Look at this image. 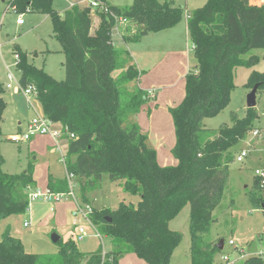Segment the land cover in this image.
Returning <instances> with one entry per match:
<instances>
[{"label":"trees","instance_id":"trees-1","mask_svg":"<svg viewBox=\"0 0 264 264\" xmlns=\"http://www.w3.org/2000/svg\"><path fill=\"white\" fill-rule=\"evenodd\" d=\"M9 6L16 14L48 15L54 38L62 46L64 81L31 64L19 45L14 53L19 56L21 85L32 86L44 115L75 135L68 142L67 171L85 180L82 195L100 188L108 174L111 182L122 183L125 192L140 199L136 206L121 203L114 211H95L92 218L105 224L102 234L124 243L126 253L147 264H170L183 240L181 233L170 229V222L189 204L192 264H215L220 243L207 244L204 235L211 231L213 212L230 180L229 165L235 161L230 149L254 130L258 112L257 108L247 109L244 118H232L233 125L222 127L214 139L209 138L214 131L204 121L229 104L236 88V70L251 69L260 62L257 56H245L264 50V5L252 6L249 0H206L203 8L191 14L188 32L197 64L195 72L185 78L182 102L169 108L176 139L172 154L177 164L164 167L148 144V136L133 121L147 105L149 94L129 88L140 79V72L132 65L130 53L112 44L116 20L96 11L101 23L91 34L93 11L87 6L75 5L63 14L55 9L54 0H12ZM110 10L136 29L133 38L123 36L126 43L173 28L183 18L181 8L159 0H134L127 8L110 6ZM115 72L121 75L114 78ZM257 84L264 90V73L253 71L246 86L252 90ZM3 94L5 88L0 83V223L27 212V190L36 185L33 165L21 174L3 171L1 123L7 107ZM48 190L71 193L67 179L51 176ZM250 199L264 215V198L252 195ZM57 245L55 255L28 254L7 228L0 240V264H119L113 253L103 256L101 249L85 254L74 241L60 240ZM240 264H264V257L249 256Z\"/></svg>","mask_w":264,"mask_h":264},{"label":"rangeland","instance_id":"rangeland-1","mask_svg":"<svg viewBox=\"0 0 264 264\" xmlns=\"http://www.w3.org/2000/svg\"><path fill=\"white\" fill-rule=\"evenodd\" d=\"M11 1L0 0V26L2 29L0 38L2 44L0 54V83L6 84L7 82V68L11 69L17 77H21V71L17 67L15 59V45H19L28 54L31 64L49 72L57 81H64L66 78L65 67L63 65L65 56L63 52L60 53V51H63L61 44L54 38L50 17L38 12H27L23 15L16 14L14 8L8 9ZM102 1L109 6L118 8H127L134 3V0ZM71 2L77 3L81 7L89 3L87 0H54V7L56 10L64 11L70 6ZM159 2L181 8L185 24L188 16L190 17L193 11L203 8L206 4V0H159ZM5 9L7 12H5ZM19 18L24 20L23 25H18L17 21ZM92 22L95 34L101 23V16L92 14ZM135 33L136 29L127 22L118 27V32L116 29L112 30V42L113 44L115 43V46L119 43V46L123 47L122 49H127L121 37L125 35L128 39H131ZM171 33L162 34V39L151 35L143 40L142 44H131L129 50L133 56L134 64L136 65L137 61L138 63L140 62V56L144 53L142 50L146 46L156 49L164 45V48L167 42L171 40ZM179 42L178 47L182 49L181 52H184L187 47L193 46L192 42L186 37H183ZM163 52L157 54L156 58H163ZM261 52L262 50H255L252 54ZM246 58H248L247 55L245 56ZM157 61L155 60V63ZM131 63L133 64V60ZM195 66H191L190 72H195ZM175 69L172 70L169 65L165 67V72L171 78L167 80H172L170 88L151 90V94L155 92L154 95L156 97L153 98L149 94L147 105L133 119V121L139 123L143 134L148 136L150 147L157 151L158 163L161 166H174L176 163L172 154L176 141L175 129L169 108L175 107L182 102V98L185 95V83H180L182 80L180 76L178 78L174 76ZM255 70L261 73L264 72V58L261 59ZM252 71L254 69H237L235 76L236 88L231 93L229 104L216 117L205 119L204 124L206 127L214 131V134L209 136L210 139H214L216 133L222 127H231L233 125L232 118L241 119L246 116L248 109L247 96L251 92V89L246 84ZM120 73L115 72L113 77L117 78L121 75ZM142 87H144V82H140V80L129 85L131 90ZM4 98L8 102V105L4 112L3 130L4 133L10 136V141L6 140L1 144V153L5 160L3 170L5 173L16 175L23 173L30 165H33L35 180L38 186L37 190H40L41 194L47 195L48 189H46V183L48 176L52 175L61 178L66 175L64 165L59 164L57 161L59 153L56 152V146L49 136H35L29 141H13L16 136L21 137L26 130L27 123L35 114L23 95H15L12 91L5 90ZM39 106L38 108H40ZM256 108L260 119L255 121L254 129L258 128L263 132L264 90L258 91ZM20 122L23 123L22 126L19 124ZM249 144L263 145L259 140H253L250 132H248L230 150L236 157L239 151ZM254 145L251 149L252 155L244 164L234 161L229 165V183L224 191L221 204L213 212L214 221L211 231L204 235V240L207 244L212 243L215 245L221 241H225V249L221 251L218 257L228 255L231 259H234L235 253L240 250H243L247 256H255L254 254L259 255L260 252H264L263 211L262 209L255 208L250 199L252 195L264 198V190L260 188L255 180V170L261 163L253 160V154L259 150L254 148ZM72 160H74V157ZM84 182L85 180L73 178L70 182L71 192L81 202L85 199L95 211H114L117 210L121 203L136 206L140 200L138 196L125 192L122 183L111 182L108 174L103 176L100 188L88 190L85 196L82 195L81 191V186ZM74 207L75 203L72 197L63 201H56L52 197L31 200L29 209L25 214L12 216L1 221L0 240L5 230L9 227L11 236L23 244L28 254L39 256L57 254L59 245L52 241V236L57 235L60 237L62 243L68 241L76 242L79 250L85 254L95 253L101 249L103 256L113 253L119 259V264L145 263L135 254L126 253L127 247L124 243L102 234L105 224L101 219L95 220L91 217L92 226L85 224V234H80L78 229H74L72 225L71 212ZM25 223L29 225L25 227ZM170 229L183 235V241L171 264H190L191 235L189 204L182 208L174 222L171 223ZM231 240L234 242V246L229 244ZM83 264H86V261Z\"/></svg>","mask_w":264,"mask_h":264},{"label":"crops","instance_id":"crops-1","mask_svg":"<svg viewBox=\"0 0 264 264\" xmlns=\"http://www.w3.org/2000/svg\"><path fill=\"white\" fill-rule=\"evenodd\" d=\"M5 2V1H4ZM250 2V5L252 6H258V7H261L264 5V0H249ZM75 5H79L77 3H70V6L64 10V11H61V10H57L59 11L61 14H63L64 12H66L67 10L71 9L73 6ZM5 12L6 9H5ZM96 16V15H95ZM189 16H188V20H189ZM188 20L186 22V24L183 22V18L181 20V22L173 27V28H170V29H166V30H163V31H160V32H157V33H152L144 38H142L139 42L137 43H126L124 41V38L123 36L121 37L123 39V42L125 43L127 49H122L123 47L119 46L120 44H116V46L113 44V46L115 47H118L119 49H122V50H126L130 53V45L133 44V45H137L138 43H141L143 42V40H145L146 38L150 37L151 35H154L155 38H161L162 39V34H165V33H171V40L169 42H167V45L163 48V46H160V48H150V46H146L145 48H143V55L140 56V62L138 63L137 61V64L135 65L134 64V59H133V56L131 55L132 57V60H133V66L136 67V69H138V71L140 72V82H144V87L143 90L148 92V94H151V90H155V89H159V88H170V83H172V80H167V79H171L168 74L165 72V67H167L168 65L171 66L172 70L175 69L177 67L176 72H174V76H176L177 78L180 76L182 78V80L180 81L181 84L185 83V78L187 76V74L190 72V68L191 66H195L197 64L196 62V59H195V56L192 54V49H193V46H191L190 48L187 47V49L185 50L186 53L184 52H181L182 49L178 47V44L180 43L179 41L183 38V37H186L188 38V40L191 41L190 39V35H189V32H188ZM184 23V25H183ZM93 28H92V31H91V34H94L93 32ZM124 34V33H123ZM170 35V34H169ZM122 43V42H121ZM124 43H122L124 45ZM188 46V45H187ZM121 47V48H120ZM63 50V49H62ZM160 50H163V51H160ZM255 51V50H254ZM264 50H262L261 53H254L252 54L253 51H251L250 53L247 54V56H251V55H254V56H257L260 58V61L261 59L264 58ZM63 51H60V53H62ZM164 53V56L163 58L161 57H157L156 58V55L157 54H160V53ZM64 55V54H63ZM168 59V60H166ZM155 60H158L156 63H155ZM189 61H190V66H189ZM65 63V62H64ZM63 63V65H64ZM260 63V62H259ZM258 63V64H259ZM257 66H255L254 68H251L252 70L254 69V71L258 72L257 70H255ZM179 70V71H178ZM7 71H8V68H7ZM237 71V70H236ZM253 72V71H252ZM49 74V72H47ZM261 73V72H259ZM264 73V72H263ZM50 75V74H49ZM251 75V74H250ZM52 76V75H51ZM4 85V88H5V84H2ZM141 88V89H142ZM185 89V88H184ZM5 90L7 91V89L5 88ZM11 92V91H10ZM155 92H153V94H151V97H156L154 95ZM5 95V94H4ZM4 95H2V98L5 100L4 98ZM16 95V94H15ZM183 95V94H182ZM182 97V96H181ZM184 98V96H183ZM182 98V99H183ZM5 102L7 103L8 105V102L5 100ZM181 103V102H180ZM149 110V109H147ZM139 115V114H138ZM136 115V116H138ZM258 119H260V117H258ZM3 122H4V115H3V120H2V123H1V128H2V133H3V136H4V141L8 140L10 141V136H8L6 133H4V130H3ZM21 126L23 123H19ZM139 124V123H138ZM50 138V137H49ZM50 140L55 144V142L50 138ZM3 141V142H4ZM2 142V143H3ZM1 143V144H2ZM263 145H254V144H249V145H253L255 146L254 148H257L259 149L258 151H256L254 154H253V160L256 161V162H260V166H262L264 164V143H262ZM66 147V146H65ZM56 152L57 149H56ZM254 152V151H253ZM59 153V152H58ZM58 163L60 164V154H59V157L57 159ZM5 164V162H4ZM63 164V163H61ZM177 164V161L175 163V165ZM65 169H66V175L64 177H61V178H57V177H54L52 175H49L48 178H47V183H46V189H48V181H49V177H53L54 179H57V180H62V179H68V176H70L68 174V171H67V160H66V164H63ZM4 166V165H3ZM161 166V165H160ZM259 166V167H260ZM164 167V166H163ZM4 171V170H3ZM26 171V170H25ZM34 179H35V174H34ZM72 180V179H71ZM70 180V181H71ZM256 180V178H255ZM36 181V180H35ZM70 184V183H69ZM71 187V186H70ZM38 189V186H37V181H36V185L34 187H31L27 190V193L29 194V197L30 195L32 194H35V193H39L40 190H37ZM49 192V190H48ZM31 193V194H30ZM88 198V197H87ZM84 201V199H83ZM84 202H87V201H84ZM31 203V202H30ZM95 212V210H94ZM94 214V213H93ZM175 220V219H174ZM174 220H172L170 222V225L172 222H174ZM213 221H214V216H213ZM9 228V227H8ZM6 231V230H5ZM183 241V240H182ZM205 241V240H204ZM232 241V240H231ZM230 241V242H231ZM229 242V244H230ZM182 243V242H181ZM223 250L225 249V241H223ZM181 245V244H180ZM231 245V244H230ZM234 246V245H232ZM180 247V246H179ZM179 247L174 251L173 255H172V258H171V261H170V264L172 263V260L177 252V250L179 249ZM222 250V251H223ZM190 253H191V247H190ZM256 256H263L264 257V252H260L259 255L257 254H254ZM224 257H216L215 259V264H240L242 263L247 257L245 252L243 250H240V251H237L235 253V256H234V259H231L230 256L227 255V257L229 258L228 261H225L224 260ZM120 263V262H119ZM144 264H147V263H144ZM190 264H192V258L190 260Z\"/></svg>","mask_w":264,"mask_h":264},{"label":"built area","instance_id":"built-area-1","mask_svg":"<svg viewBox=\"0 0 264 264\" xmlns=\"http://www.w3.org/2000/svg\"><path fill=\"white\" fill-rule=\"evenodd\" d=\"M89 3L86 5L89 7L93 13L95 14L96 11H100L101 13L108 14L111 17H113L116 20V25L113 29H116L118 32V27L120 25L126 24L127 19L119 17L115 15L111 10L110 6L105 3L102 0H87ZM12 7H8V9ZM18 25H23L24 20L22 18H19L17 21ZM2 35V29L0 26V38ZM119 35V33H118ZM2 51V44L0 40V54ZM16 63L19 60V56L15 54ZM21 77H17L14 72L8 68L7 73V82L5 84V88L8 91H12L16 95H23L29 106L34 112V117L27 123L25 132L21 135V137L16 136L13 141H29L35 136H49L54 142L57 151L60 154V162L63 164H66V154L68 150V142L75 138V135L70 133L68 128L63 127L61 124L54 123L50 119H48L41 107L38 104L37 101V93L36 90L29 86L27 88H24L21 85L20 82ZM38 106L40 108H38ZM264 132V131H263ZM260 129H254L250 132L251 137L253 140H259L261 143H264V133ZM66 143V144H64ZM66 146V147H65ZM252 145H248L241 149L237 156L235 157V161L244 164L252 155ZM70 175V174H69ZM75 178L73 175L68 176L69 183L70 180ZM255 178L259 182V186L261 189L264 190V164L260 167H258L255 170ZM55 199L56 201H63L67 200L70 197L74 200L75 207L73 208L71 214H72V225L74 229H78L79 233L84 235L85 234V228L84 225L88 224L92 226L91 217L94 213V209L92 206H90L87 202H81L78 200V198L75 197L74 193L71 192L68 195L64 194H52L48 192L47 195L39 193H35L30 195L29 199L31 200H38V199H47L51 198ZM29 224L25 223V227H27ZM231 245H234V242H230ZM225 261H228L229 258L227 256L224 257Z\"/></svg>","mask_w":264,"mask_h":264},{"label":"water","instance_id":"water-1","mask_svg":"<svg viewBox=\"0 0 264 264\" xmlns=\"http://www.w3.org/2000/svg\"><path fill=\"white\" fill-rule=\"evenodd\" d=\"M259 91V84L255 85L254 88L251 90V92L247 96V108L248 109H253L257 107V94ZM110 221V220H109ZM60 240V237L57 235L52 236V241L53 243H57ZM223 241L220 242L219 244V249L222 251L223 250Z\"/></svg>","mask_w":264,"mask_h":264}]
</instances>
